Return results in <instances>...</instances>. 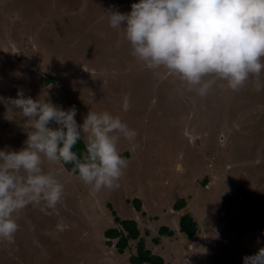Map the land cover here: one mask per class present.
I'll use <instances>...</instances> for the list:
<instances>
[{
  "label": "rangeland",
  "instance_id": "obj_1",
  "mask_svg": "<svg viewBox=\"0 0 264 264\" xmlns=\"http://www.w3.org/2000/svg\"><path fill=\"white\" fill-rule=\"evenodd\" d=\"M134 2L0 0V148L19 150L27 138L6 103L18 89L75 107L78 123L90 109L107 110L138 132L135 148L118 141L127 160L118 188L94 192L64 171L62 204L50 215L25 208L14 244L0 241V264H132L139 241L124 254L107 244L106 232L121 229L115 217L138 221L166 264H243L264 247V88L250 79L232 91L218 81L202 98L176 78L159 80L131 55L122 30L108 26L106 12H129ZM49 167L63 166L45 160ZM180 199L186 206L177 211ZM186 214L198 223L195 237L180 231ZM60 221L69 227L50 235ZM162 227L173 235L156 245Z\"/></svg>",
  "mask_w": 264,
  "mask_h": 264
},
{
  "label": "clouds",
  "instance_id": "obj_2",
  "mask_svg": "<svg viewBox=\"0 0 264 264\" xmlns=\"http://www.w3.org/2000/svg\"><path fill=\"white\" fill-rule=\"evenodd\" d=\"M106 15L110 28L122 30L131 55L161 81L176 78L202 98L218 81L232 91L250 79L256 91L264 88V0H138L129 12ZM6 103L29 129L19 150L0 148V241L11 245L25 208L39 207L50 215L63 202L65 186L59 177L65 168L45 170V160L72 165L70 171L94 192L113 190L127 167L118 141L135 148L138 132L107 110L90 109L78 123L75 107L33 99L23 89ZM130 107L125 95L121 109ZM81 141L84 148L78 153L74 149ZM176 170L182 172V165ZM68 227L60 221L50 235ZM243 264H264V247L245 255Z\"/></svg>",
  "mask_w": 264,
  "mask_h": 264
},
{
  "label": "trees",
  "instance_id": "obj_3",
  "mask_svg": "<svg viewBox=\"0 0 264 264\" xmlns=\"http://www.w3.org/2000/svg\"><path fill=\"white\" fill-rule=\"evenodd\" d=\"M53 80H54L53 77H50V78L48 77L44 79V81H46L47 84H53L51 83L53 82ZM83 148H84V144L81 141L76 145V148L74 150L79 153L81 150H83ZM62 166L63 168H65V171L67 173L71 175H75L70 171L72 165L69 164V165H62ZM139 204L137 205L138 209H139ZM185 206H186L185 200H181V199L180 201H177L176 204L174 205L177 211H180ZM115 221L117 224L121 226V229L111 228L106 232L107 239H108L107 244L110 247L116 246L118 252L120 254H124L126 249L129 247V243L131 241H139L138 246H137L138 254L135 256H132L130 259L132 264H166L164 258L156 254L155 250L149 248L146 241L141 239L140 230H139L140 226H139L138 221H136L135 219L122 220L119 217H115ZM180 231L181 233H183L189 238L195 237L197 235L198 223L193 218V216L186 214L181 217ZM164 234L171 236L173 235V232L167 227H162L159 231V237L158 239L154 241V244L157 245L159 243L160 237H162V235Z\"/></svg>",
  "mask_w": 264,
  "mask_h": 264
}]
</instances>
